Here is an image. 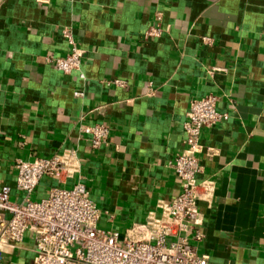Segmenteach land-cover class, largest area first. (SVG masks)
Returning <instances> with one entry per match:
<instances>
[{
	"label": "crops",
	"instance_id": "0c3cea01",
	"mask_svg": "<svg viewBox=\"0 0 264 264\" xmlns=\"http://www.w3.org/2000/svg\"><path fill=\"white\" fill-rule=\"evenodd\" d=\"M158 16L161 34L146 38ZM66 28L83 51L69 74L47 58L67 54ZM208 94L228 119L201 132L197 180L214 190L198 201L193 246L210 264H264V0H0V190L21 202L18 159L74 150L79 173L42 177L31 199L81 181L99 228L147 239L149 217L180 192L168 162L190 102ZM96 123L109 136L93 149L83 129ZM4 249L1 264H28L32 233Z\"/></svg>",
	"mask_w": 264,
	"mask_h": 264
},
{
	"label": "built area",
	"instance_id": "2783aa9c",
	"mask_svg": "<svg viewBox=\"0 0 264 264\" xmlns=\"http://www.w3.org/2000/svg\"><path fill=\"white\" fill-rule=\"evenodd\" d=\"M160 17L144 33L158 37ZM70 48L65 56H49L54 68L69 74L80 68L83 51L71 29L62 31ZM84 78L83 74H80ZM117 86L125 83L113 81ZM83 95L76 90L74 96ZM217 96L205 95L190 102L183 123L184 148L168 164L180 180V192L161 208L159 217H149L151 231L144 240H119V233L98 227L100 211L90 198L86 186L77 181L70 187H53L39 200L31 199L42 177L65 183L80 170V159L74 150H65L50 157L18 159L15 163L17 189L25 193L21 202L10 199L8 188L0 190V264L5 246L18 244L26 232L35 243L34 256L28 264H210L206 254H198L193 243L203 239L198 201L213 197L212 181H198L201 171L198 153L202 129L228 119L216 109ZM90 146L105 145L109 129L101 124L84 127Z\"/></svg>",
	"mask_w": 264,
	"mask_h": 264
}]
</instances>
